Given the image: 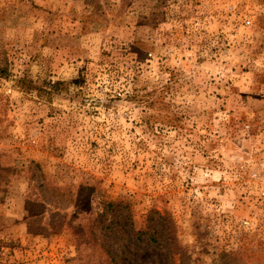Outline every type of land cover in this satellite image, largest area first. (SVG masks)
<instances>
[{
	"label": "rangeland",
	"instance_id": "1",
	"mask_svg": "<svg viewBox=\"0 0 264 264\" xmlns=\"http://www.w3.org/2000/svg\"><path fill=\"white\" fill-rule=\"evenodd\" d=\"M105 248L264 264V0H0V264Z\"/></svg>",
	"mask_w": 264,
	"mask_h": 264
},
{
	"label": "trees",
	"instance_id": "2",
	"mask_svg": "<svg viewBox=\"0 0 264 264\" xmlns=\"http://www.w3.org/2000/svg\"><path fill=\"white\" fill-rule=\"evenodd\" d=\"M107 208H115L116 205L113 202H107L106 203ZM155 216L156 214L158 217H155L154 215H149L146 221V225L144 228L140 229L137 233L135 232L133 235L136 236L139 239H142L143 236H147V241L151 243H157L159 241L158 238V228L156 227L157 222H161L160 226L164 229V236L166 237L168 241V246H170V251L175 253L178 251L177 247V235L174 231L175 224L172 220L168 219L167 217H162L158 214V212L153 213ZM131 228L133 227V222L130 223ZM104 255L106 258L107 264H122L121 259L118 258V256L115 255L113 251L109 248H105Z\"/></svg>",
	"mask_w": 264,
	"mask_h": 264
}]
</instances>
